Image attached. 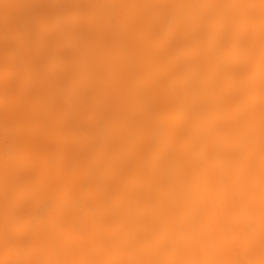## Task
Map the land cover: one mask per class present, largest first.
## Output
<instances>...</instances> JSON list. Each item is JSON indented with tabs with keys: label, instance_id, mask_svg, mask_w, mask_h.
<instances>
[{
	"label": "clouds",
	"instance_id": "1",
	"mask_svg": "<svg viewBox=\"0 0 264 264\" xmlns=\"http://www.w3.org/2000/svg\"><path fill=\"white\" fill-rule=\"evenodd\" d=\"M0 264H264V0H0Z\"/></svg>",
	"mask_w": 264,
	"mask_h": 264
}]
</instances>
